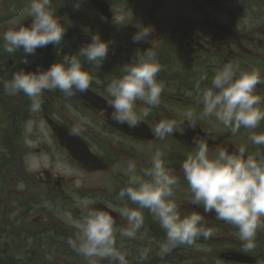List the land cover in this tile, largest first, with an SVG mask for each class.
<instances>
[{
	"label": "flooded vegetation",
	"instance_id": "obj_1",
	"mask_svg": "<svg viewBox=\"0 0 264 264\" xmlns=\"http://www.w3.org/2000/svg\"><path fill=\"white\" fill-rule=\"evenodd\" d=\"M53 2L57 14L69 22L61 56L89 43L91 33L112 42L98 73L90 68L104 83H93L87 93L67 99L58 91L45 92L36 113L29 110L27 96L7 95L0 84V264H87L67 243L75 233L73 222L81 215L74 196L94 197L96 207L115 201L127 184L122 170L130 160L139 168L156 150L163 152L180 177L176 197L182 214H187L202 211L191 203L179 171L183 158L194 149V139L207 141L210 152L239 145H246L250 153L258 150L248 141L249 130L242 128L233 135L213 118L199 117L196 83L202 73L208 74L202 90L229 62L241 69L259 68L264 76V0H80L78 10L74 0ZM27 4L28 0H0V32L11 27L9 21ZM24 23L30 25L31 18ZM139 30L151 32L152 40L134 43L132 37ZM151 43L158 44L163 65L158 79L164 91L160 106L130 128L112 119L105 88L137 48L146 50ZM57 59L51 44L28 56L27 64L17 63L0 46V81L10 80L20 68L46 69ZM256 91L264 97V83ZM189 108L196 114L191 127L186 123L165 140L154 135L160 120H179ZM72 109L90 122L81 125ZM74 128L80 130L74 133ZM254 131L264 132V122ZM259 150L264 152V147ZM144 212L142 232L148 237L123 241L130 252L129 264H138L142 248L151 249L143 264H264V231L257 233L256 248L245 252L236 229L211 214L205 221L215 234L197 241L201 247L178 246L162 257L151 239L162 240L164 230Z\"/></svg>",
	"mask_w": 264,
	"mask_h": 264
},
{
	"label": "clouds",
	"instance_id": "obj_2",
	"mask_svg": "<svg viewBox=\"0 0 264 264\" xmlns=\"http://www.w3.org/2000/svg\"><path fill=\"white\" fill-rule=\"evenodd\" d=\"M79 6L80 0H74V8L78 10ZM26 18H31L30 25L24 23ZM68 23L57 14L53 0H28L27 6L9 21L11 27L0 32L3 52L17 63L27 64L28 56L49 44L57 49L58 59L48 68L30 71L20 68L10 80L0 81L7 95L27 96L33 113L41 111L45 92L58 91L67 99L87 93L93 83H104L90 68L98 73L112 42L102 39L98 32L91 33L89 43L61 56ZM132 40L151 41V32L139 30ZM157 49L156 43L146 50L137 48L132 60L122 65V73L107 82L105 91L111 116L118 124L135 128L160 106L164 86L158 75L163 65ZM18 52L22 53L19 57ZM206 81L209 77L205 72L196 83L199 117L213 118L233 135L242 128L249 130L248 141L258 150L250 153L246 145H239L231 150L221 147L210 152L207 141H192L194 149L183 158L179 171L191 192V203L202 211L182 214L176 197L180 177L160 150L139 168L135 161L127 162L122 170L127 184L118 191L115 201H104V207H96L98 200L94 197L75 195L81 215L73 222L75 233L67 243L87 264H101L104 260L109 264H129L130 252L123 241L148 237L146 231L142 232L144 210L164 230L162 240L151 239L162 257L178 246L201 247L197 241L208 240L215 234L206 225L205 216L210 214L236 229L245 252L256 248L257 233L264 231V152L259 150L264 147V132L254 130L264 122V97L256 91L264 83V76L259 68L241 69L238 63L229 62L218 68L201 90V83ZM72 111L81 125L90 122L75 109ZM195 115L189 108L179 120L162 119L153 133L159 140H165L186 123L191 127ZM79 130L74 128L73 132ZM112 213L121 218L123 225L117 224ZM150 251V248L138 250V264L148 259Z\"/></svg>",
	"mask_w": 264,
	"mask_h": 264
},
{
	"label": "rangeland",
	"instance_id": "obj_3",
	"mask_svg": "<svg viewBox=\"0 0 264 264\" xmlns=\"http://www.w3.org/2000/svg\"><path fill=\"white\" fill-rule=\"evenodd\" d=\"M40 128H41V130H43V125L42 124L40 125Z\"/></svg>",
	"mask_w": 264,
	"mask_h": 264
}]
</instances>
